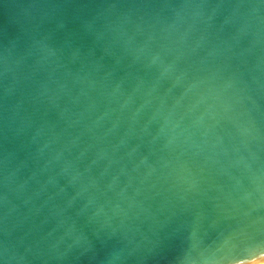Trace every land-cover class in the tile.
Returning <instances> with one entry per match:
<instances>
[{"label":"water","instance_id":"95a60500","mask_svg":"<svg viewBox=\"0 0 264 264\" xmlns=\"http://www.w3.org/2000/svg\"><path fill=\"white\" fill-rule=\"evenodd\" d=\"M262 246L264 0H0V264Z\"/></svg>","mask_w":264,"mask_h":264},{"label":"snow or ice","instance_id":"6c2138e0","mask_svg":"<svg viewBox=\"0 0 264 264\" xmlns=\"http://www.w3.org/2000/svg\"><path fill=\"white\" fill-rule=\"evenodd\" d=\"M262 250H264V246H262ZM258 264H264V259L259 260Z\"/></svg>","mask_w":264,"mask_h":264},{"label":"bare ground","instance_id":"6f19581e","mask_svg":"<svg viewBox=\"0 0 264 264\" xmlns=\"http://www.w3.org/2000/svg\"><path fill=\"white\" fill-rule=\"evenodd\" d=\"M256 264H258V263H256Z\"/></svg>","mask_w":264,"mask_h":264}]
</instances>
